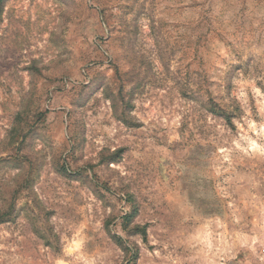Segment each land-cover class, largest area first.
Masks as SVG:
<instances>
[{
    "label": "rangeland",
    "instance_id": "1",
    "mask_svg": "<svg viewBox=\"0 0 264 264\" xmlns=\"http://www.w3.org/2000/svg\"><path fill=\"white\" fill-rule=\"evenodd\" d=\"M0 264H264V0H0Z\"/></svg>",
    "mask_w": 264,
    "mask_h": 264
}]
</instances>
